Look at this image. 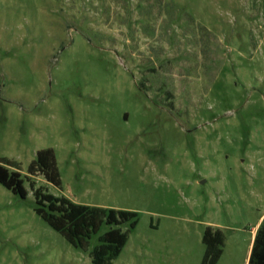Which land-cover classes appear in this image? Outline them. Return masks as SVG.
Segmentation results:
<instances>
[{"label": "rangeland", "instance_id": "obj_1", "mask_svg": "<svg viewBox=\"0 0 264 264\" xmlns=\"http://www.w3.org/2000/svg\"><path fill=\"white\" fill-rule=\"evenodd\" d=\"M44 149L59 186L27 174ZM0 158L28 192L0 185V264H92L31 182L137 214L112 264H201L207 227L216 264H245L264 214V0H0Z\"/></svg>", "mask_w": 264, "mask_h": 264}, {"label": "trees", "instance_id": "obj_2", "mask_svg": "<svg viewBox=\"0 0 264 264\" xmlns=\"http://www.w3.org/2000/svg\"><path fill=\"white\" fill-rule=\"evenodd\" d=\"M29 176L37 174L55 186L60 185L54 153L51 149L40 150L27 168ZM0 185L19 196L27 197L24 178L19 164L14 160L0 158ZM30 187L34 197V211L54 231L59 233L72 247L89 251L92 264H112L121 253L128 232L137 224V214L127 210L101 208L75 204L64 197H56ZM126 226L125 231L122 227ZM96 244L91 248V243ZM205 247L201 264H216L222 255L224 236L219 229L207 227L202 235ZM247 264H264V216L258 226Z\"/></svg>", "mask_w": 264, "mask_h": 264}, {"label": "crops", "instance_id": "obj_3", "mask_svg": "<svg viewBox=\"0 0 264 264\" xmlns=\"http://www.w3.org/2000/svg\"><path fill=\"white\" fill-rule=\"evenodd\" d=\"M263 216H264V214L260 218V220L257 223V225L255 226V228H253V230H252L251 240H250V243H249L248 254H247V258H246L245 264H247V262H248V258H249V255H250V251H251L252 243H253V240H254V236H255V233H256V230H257L258 226L262 222Z\"/></svg>", "mask_w": 264, "mask_h": 264}]
</instances>
